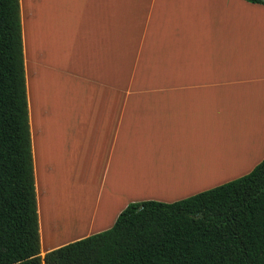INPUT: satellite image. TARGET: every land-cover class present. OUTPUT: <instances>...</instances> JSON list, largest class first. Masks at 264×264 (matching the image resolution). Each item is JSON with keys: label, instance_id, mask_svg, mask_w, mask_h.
<instances>
[{"label": "crops", "instance_id": "0c3cea01", "mask_svg": "<svg viewBox=\"0 0 264 264\" xmlns=\"http://www.w3.org/2000/svg\"><path fill=\"white\" fill-rule=\"evenodd\" d=\"M20 4L42 256L111 228L131 202H175L264 160V3ZM125 66L146 84L127 91ZM49 187L65 194L56 233L76 215L67 201L89 209L58 243L45 238Z\"/></svg>", "mask_w": 264, "mask_h": 264}, {"label": "trees", "instance_id": "16d2710c", "mask_svg": "<svg viewBox=\"0 0 264 264\" xmlns=\"http://www.w3.org/2000/svg\"><path fill=\"white\" fill-rule=\"evenodd\" d=\"M0 264H264V160L175 202H131L42 256L21 4L0 0Z\"/></svg>", "mask_w": 264, "mask_h": 264}, {"label": "rangeland", "instance_id": "374dc122", "mask_svg": "<svg viewBox=\"0 0 264 264\" xmlns=\"http://www.w3.org/2000/svg\"><path fill=\"white\" fill-rule=\"evenodd\" d=\"M123 69H124V87H125V89L128 91V90H130L131 88H133V87H136V86H143V85H145L146 83H139V82H136V81H134L133 80V77H132V72H131V67H127V66H125V67H123ZM125 93H127V92H125ZM55 188L53 189V190H51V188L49 187L48 189H46L45 190V195H44V197H43V199L45 198L46 199V204H48L47 202H52V204H53V208H52V212H51V222H50V225H55V223H57V220H58V217L60 216V212H61V209L59 208V205H60V202L64 199V197H65V194L64 193H62L61 191L60 192H58L57 191V194H55ZM55 195H57V196H55ZM55 199L58 201L57 202V205H56V202L55 203H53L54 201H55ZM73 204V203H72ZM72 204L70 205L69 203H68V201H67V204H66V209H68L69 207H71V208H69L71 211H72V213L73 214H76V215H72V216H77V210H78V208H79V206L78 205H74L73 204V206H72ZM91 206V205H90ZM92 207V206H91ZM82 210H85V209H82ZM63 211V210H62ZM64 211H65V209H64ZM87 211L89 212V209H87ZM92 211V210H91ZM85 215H87L88 216V213H85ZM64 217H67V215H65ZM90 216H88L87 218H86V220L89 218ZM81 218V217H80ZM80 218H78L79 220H80ZM85 220V221H86ZM84 221V222H85ZM84 222L82 223V225L84 224ZM61 229V228H60ZM53 236L51 237V238H47V236H45V238H46V240L47 241H49V240H51V239H55V243H58L59 241L61 242V240L60 239H58L57 237H58V233H59V231L56 233V231H55V229H53ZM49 237V236H48ZM65 240V239H64ZM63 241V240H62ZM47 243V242H46Z\"/></svg>", "mask_w": 264, "mask_h": 264}, {"label": "bare ground", "instance_id": "6f19581e", "mask_svg": "<svg viewBox=\"0 0 264 264\" xmlns=\"http://www.w3.org/2000/svg\"><path fill=\"white\" fill-rule=\"evenodd\" d=\"M85 213H88V211L78 208L77 216H68V218L63 216L61 229L58 233L57 238L62 240L68 236H73L74 234H76L75 232L83 226L82 223L88 217L87 215H85ZM78 218H80V220ZM50 222H51V217L49 216L48 219L46 220L47 223L46 232L50 237H52L54 233L53 229L55 228V225H50Z\"/></svg>", "mask_w": 264, "mask_h": 264}, {"label": "water", "instance_id": "95a60500", "mask_svg": "<svg viewBox=\"0 0 264 264\" xmlns=\"http://www.w3.org/2000/svg\"><path fill=\"white\" fill-rule=\"evenodd\" d=\"M264 1V0H263Z\"/></svg>", "mask_w": 264, "mask_h": 264}]
</instances>
